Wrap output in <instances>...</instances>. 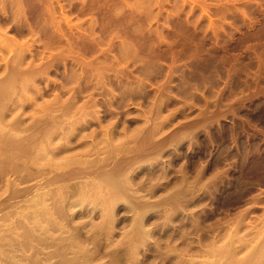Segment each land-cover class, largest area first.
<instances>
[{
    "label": "rangeland",
    "instance_id": "1",
    "mask_svg": "<svg viewBox=\"0 0 264 264\" xmlns=\"http://www.w3.org/2000/svg\"><path fill=\"white\" fill-rule=\"evenodd\" d=\"M0 264H264V0H0Z\"/></svg>",
    "mask_w": 264,
    "mask_h": 264
},
{
    "label": "bare ground",
    "instance_id": "2",
    "mask_svg": "<svg viewBox=\"0 0 264 264\" xmlns=\"http://www.w3.org/2000/svg\"><path fill=\"white\" fill-rule=\"evenodd\" d=\"M19 156V155H18ZM20 157H21V154H20ZM24 159V158H23ZM18 161V160H17ZM13 164H14V162H13ZM20 164V163H19ZM29 164V163H28ZM31 164V163H30ZM32 165V164H31ZM30 165V166H31ZM17 166V165H16ZM19 166V165H18ZM30 166H29V168H30ZM33 166V165H32ZM18 168V167H17ZM17 170V169H16ZM28 174V173H27ZM29 176V175H28ZM27 176V177H28ZM20 178V177H19ZM12 182V181H11ZM48 182H49V180H48ZM47 184V183H46ZM13 185V184H12ZM44 185V184H43ZM32 187V186H31ZM11 189H13V188H11ZM15 189V188H14ZM15 190H17V188L15 189ZM23 191V190H22ZM25 191V190H24ZM29 191V190H28ZM8 192V191H7ZM11 192V191H10ZM33 192V191H32ZM15 193V192H14ZM21 193H23V192H21ZM16 195H18L17 193H16ZM23 195V194H22ZM25 196V195H24ZM18 197V196H17ZM22 198V197H21Z\"/></svg>",
    "mask_w": 264,
    "mask_h": 264
}]
</instances>
